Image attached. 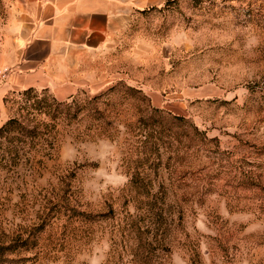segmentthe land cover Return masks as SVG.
<instances>
[{"label": "rangeland", "instance_id": "rangeland-1", "mask_svg": "<svg viewBox=\"0 0 264 264\" xmlns=\"http://www.w3.org/2000/svg\"><path fill=\"white\" fill-rule=\"evenodd\" d=\"M20 6L0 0V70ZM75 78L69 97L47 92L76 97L77 119L16 163L0 157V226L90 217L69 252L40 264H264V0L134 12ZM23 90L0 78V127L4 98Z\"/></svg>", "mask_w": 264, "mask_h": 264}, {"label": "crops", "instance_id": "crops-1", "mask_svg": "<svg viewBox=\"0 0 264 264\" xmlns=\"http://www.w3.org/2000/svg\"><path fill=\"white\" fill-rule=\"evenodd\" d=\"M165 0H22L17 13L10 82L66 98L76 90V67L107 49L134 12Z\"/></svg>", "mask_w": 264, "mask_h": 264}, {"label": "trees", "instance_id": "trees-1", "mask_svg": "<svg viewBox=\"0 0 264 264\" xmlns=\"http://www.w3.org/2000/svg\"><path fill=\"white\" fill-rule=\"evenodd\" d=\"M126 89L127 97L135 98L138 95L137 98L144 99L139 90ZM114 90L115 87H112L85 100L89 106L94 105L101 98L111 95ZM18 95V98L10 95L4 98L3 102L10 116L0 127V157L14 163L19 161L20 152L27 144H38L39 140H46V134L57 129L59 124H64L66 119L76 120L78 115L74 109L78 101L76 97H72L69 102H59L47 89L37 91L34 88L25 89ZM81 110L83 112L84 108ZM63 216L65 219L57 221V217L46 214L44 219L12 231L0 226V264L53 262L58 258L59 252H69L76 244L69 233L79 231L86 224V218L90 217H73L66 213ZM93 218L99 222L107 220V215L97 214Z\"/></svg>", "mask_w": 264, "mask_h": 264}, {"label": "built area", "instance_id": "built-area-1", "mask_svg": "<svg viewBox=\"0 0 264 264\" xmlns=\"http://www.w3.org/2000/svg\"><path fill=\"white\" fill-rule=\"evenodd\" d=\"M9 75V69L4 67L3 69L0 70V78L5 79Z\"/></svg>", "mask_w": 264, "mask_h": 264}]
</instances>
